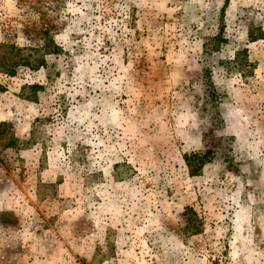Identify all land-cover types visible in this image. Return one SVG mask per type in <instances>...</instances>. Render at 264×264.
I'll return each mask as SVG.
<instances>
[{"label":"rangeland","instance_id":"374dc122","mask_svg":"<svg viewBox=\"0 0 264 264\" xmlns=\"http://www.w3.org/2000/svg\"><path fill=\"white\" fill-rule=\"evenodd\" d=\"M4 55L0 264H264V0H0Z\"/></svg>","mask_w":264,"mask_h":264},{"label":"trees","instance_id":"16d2710c","mask_svg":"<svg viewBox=\"0 0 264 264\" xmlns=\"http://www.w3.org/2000/svg\"><path fill=\"white\" fill-rule=\"evenodd\" d=\"M252 41H256V40H252ZM11 48H14V46H12ZM57 49V48H55ZM37 62V61H36ZM20 63V64H19ZM46 62L44 59H41L38 62L37 66H45ZM17 65H32L30 61L24 59V60H20V62H12L11 60H9L5 55L4 56H0V72L6 73V74H13L14 70L13 67L15 68ZM196 157H198V155H196ZM207 157V155H204V157L202 158L201 164L204 163V159ZM200 164V166H201ZM199 166V168H200ZM197 168V169H199ZM194 171H197L196 169Z\"/></svg>","mask_w":264,"mask_h":264}]
</instances>
